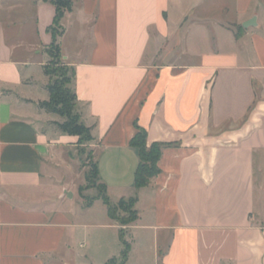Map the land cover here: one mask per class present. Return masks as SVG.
Returning a JSON list of instances; mask_svg holds the SVG:
<instances>
[{"label":"crops","instance_id":"obj_1","mask_svg":"<svg viewBox=\"0 0 264 264\" xmlns=\"http://www.w3.org/2000/svg\"><path fill=\"white\" fill-rule=\"evenodd\" d=\"M55 15L0 0V264H67L75 236L59 174L77 139L39 107ZM62 26L100 180L117 202L138 195L125 264H264V0H72ZM141 128L165 146L137 190ZM104 216L84 224L99 245L118 232L101 264L123 248ZM91 242L80 260L93 264Z\"/></svg>","mask_w":264,"mask_h":264},{"label":"rangeland","instance_id":"obj_2","mask_svg":"<svg viewBox=\"0 0 264 264\" xmlns=\"http://www.w3.org/2000/svg\"><path fill=\"white\" fill-rule=\"evenodd\" d=\"M63 4L67 2V0H61ZM65 12L68 11V9L64 8ZM50 33L54 34L57 38L56 42L58 43V37L63 32V26L62 21L59 24H53L49 27L48 30ZM46 52L49 56L48 64H51L52 67L56 66V63L59 62V65H65L68 68V72L66 73V76L63 79L66 81V86L70 88L73 91V81L74 78L72 77L71 72V66L66 64V62L61 58L60 56H56L57 52L55 50V47L52 46V43L46 47ZM58 65V64H57ZM56 79V77H54ZM70 81V82H67ZM74 113H80L78 104H76ZM52 116L57 117L60 120V123L64 122L66 120L65 117H62L57 114H52ZM80 122H83L82 117L79 120ZM84 123V122H83ZM85 124V123H84ZM86 125V124H85ZM77 142L76 146L72 148V151L70 153V156L66 155V160L69 163V166L66 167V169H62L60 172L59 178L61 179L62 185H60V188L64 187L63 189L68 187V190H66L64 194L65 198V208L66 210L71 211V216L75 224V236L71 243V248L69 251L67 250V254L65 257V262L67 264H90V262H87L86 260H80L81 257L84 256V253L89 250V239H92L91 247H92V257H93V264H101L102 261L107 258V255L113 256L117 254V245H119V239H118V232L114 229H109L106 236L104 237L105 240V246L103 244L99 245L98 239L95 236L96 234L95 229L93 226L84 224H96L98 221H101L102 217H105V211L106 206L103 204L102 201H99L95 204L92 210L90 212H87V210H83L82 208V202L86 205V200L92 199V198H98L102 194V186H101V180L96 177V173L94 170V165L96 163V160L94 158V155L91 150V144L93 143V140H88L84 138V136H76ZM67 192H74L75 197L74 199H66L68 197ZM131 197V196H129ZM129 197H125L126 205H124V209H128L130 207L129 203ZM118 195H111V200L117 204ZM121 206L116 210V215L121 219H129V214L126 210H124ZM99 219V220H98ZM116 221L121 228L124 230L125 238L127 237V227H129L130 224H122L120 221L113 219ZM76 224H78L76 226ZM96 237V238H95ZM95 238V239H93ZM128 241V240H127ZM84 243L85 245L81 246L80 244ZM128 243H130L128 241ZM103 245V247H102ZM109 245V246H108ZM123 250V248H122ZM80 253V255H78ZM149 253V251H148ZM112 260V261H110ZM108 262L109 264H125L124 260L122 259V256H117L111 258ZM107 262V263H108ZM106 263V264H107Z\"/></svg>","mask_w":264,"mask_h":264},{"label":"trees","instance_id":"obj_3","mask_svg":"<svg viewBox=\"0 0 264 264\" xmlns=\"http://www.w3.org/2000/svg\"><path fill=\"white\" fill-rule=\"evenodd\" d=\"M56 6V15L54 18V24H59L64 17L65 10L64 8L70 10L72 7V0H67L65 4L61 0H47ZM53 35L52 46L55 47L57 52L56 56H60V46L56 42V36ZM62 58V57H61ZM58 64V65H57ZM72 77L74 78V69L71 67ZM44 72L49 76V83L47 89L49 91L50 97L48 100L41 101L39 107L44 109L49 113H54L65 117L66 120L62 123H57L59 129L69 135L74 136H84L88 140H93L94 137L91 133V128L85 125L83 122H80L81 114L74 113L75 107L77 104V95L75 91L71 90L66 86V81L61 78L66 76L68 68L65 65H59V62L56 63L55 67H52L51 64L44 65ZM56 77V79H54ZM70 82V81H67ZM131 145L138 148L140 162L135 172V187L137 190L149 186L152 183V180L158 175L160 169L158 167V161L161 157L163 147L165 144L162 143H153L148 146L147 143V131L144 128H141L138 133L132 138ZM94 170L96 177L99 179V169L97 163L94 165ZM102 194L98 198H92L91 200L85 198L86 206H90L94 200L102 199L104 204L107 206L108 214L112 219L120 221L122 224H129L138 219V211L135 206L138 202V195H132L129 197L130 207L126 210L124 205H126L125 198H122L118 201L119 204L111 201L107 193V185L101 183ZM121 206L129 214V219H121L116 215V210ZM120 241L123 245V250L121 253L122 259L126 262L129 253L131 251V244L125 238L124 230L120 229ZM112 261V260H110ZM109 264V262L107 263Z\"/></svg>","mask_w":264,"mask_h":264},{"label":"water","instance_id":"obj_4","mask_svg":"<svg viewBox=\"0 0 264 264\" xmlns=\"http://www.w3.org/2000/svg\"><path fill=\"white\" fill-rule=\"evenodd\" d=\"M69 196H72V194H71V193H69Z\"/></svg>","mask_w":264,"mask_h":264}]
</instances>
